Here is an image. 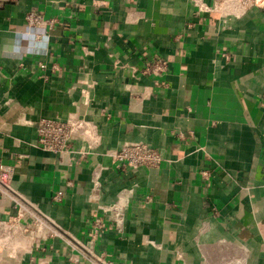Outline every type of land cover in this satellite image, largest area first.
Masks as SVG:
<instances>
[{
	"label": "crops",
	"instance_id": "1",
	"mask_svg": "<svg viewBox=\"0 0 264 264\" xmlns=\"http://www.w3.org/2000/svg\"><path fill=\"white\" fill-rule=\"evenodd\" d=\"M154 57L166 71L141 74ZM70 114L96 141L68 163L35 125ZM125 143L164 160L120 169L108 152ZM0 159L44 223L0 199V264H264V6L0 0ZM94 216L110 222L96 238Z\"/></svg>",
	"mask_w": 264,
	"mask_h": 264
},
{
	"label": "built area",
	"instance_id": "2",
	"mask_svg": "<svg viewBox=\"0 0 264 264\" xmlns=\"http://www.w3.org/2000/svg\"><path fill=\"white\" fill-rule=\"evenodd\" d=\"M220 1V0H215ZM244 8L251 6L263 7L264 0H240ZM25 22L28 26L51 27L55 19L47 18L43 14L29 11L25 15ZM22 63H19L21 66ZM167 61L161 57H154L140 68L141 74H162L167 69ZM41 69L45 68L44 63H39ZM56 65L52 70H56ZM47 78V75H44ZM93 123L82 116L76 114L67 117H45L42 116L36 121V146L54 154L60 161L65 160L70 163L71 157L83 158L94 148L96 137L91 130ZM76 141H81L80 145H75ZM77 143V142H76ZM120 169L136 167H158L164 160L160 151L145 143H125L120 147L108 152ZM14 167L0 159V199L8 200L11 203L15 215L10 217V221H16L17 217L26 216V223L31 224L36 229L44 225L40 215L26 203L24 198L13 190L11 183L14 176ZM62 192L57 191L52 196L54 201H60ZM116 207L112 212H116ZM115 210V211H113ZM119 215V211L116 216ZM111 220L114 217L110 216ZM110 223V222H109ZM104 217L94 216L91 221L90 237L96 238L102 229L109 226ZM108 225V226H107ZM27 230V227H24ZM94 264H108L104 259V254L93 257Z\"/></svg>",
	"mask_w": 264,
	"mask_h": 264
}]
</instances>
